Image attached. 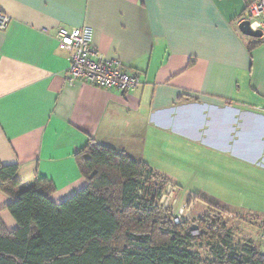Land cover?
Instances as JSON below:
<instances>
[{
  "label": "crops",
  "instance_id": "0c3cea01",
  "mask_svg": "<svg viewBox=\"0 0 264 264\" xmlns=\"http://www.w3.org/2000/svg\"><path fill=\"white\" fill-rule=\"evenodd\" d=\"M252 1L0 0L10 17L0 30V163L18 164L24 184L51 180L62 201L85 185L74 155L94 138L154 168L201 155L228 163L238 189L259 198L264 42L250 51L254 37L239 28ZM61 26L92 27L94 46L140 84L70 82ZM9 201L0 188V219L12 229Z\"/></svg>",
  "mask_w": 264,
  "mask_h": 264
},
{
  "label": "trees",
  "instance_id": "16d2710c",
  "mask_svg": "<svg viewBox=\"0 0 264 264\" xmlns=\"http://www.w3.org/2000/svg\"><path fill=\"white\" fill-rule=\"evenodd\" d=\"M262 42L254 38L249 50ZM74 156L85 185L62 201L51 180L24 184L18 164L0 163L16 223L8 229L0 219V264H264L263 251L236 239L218 203L199 216L198 234L192 221L176 223L159 199L177 184L147 162L94 138Z\"/></svg>",
  "mask_w": 264,
  "mask_h": 264
},
{
  "label": "rangeland",
  "instance_id": "374dc122",
  "mask_svg": "<svg viewBox=\"0 0 264 264\" xmlns=\"http://www.w3.org/2000/svg\"><path fill=\"white\" fill-rule=\"evenodd\" d=\"M186 150L181 147L179 152L187 155ZM184 161L163 160L155 168L177 184L171 210L178 213L180 207L184 206L183 221H192L189 227L193 234H198L199 216L208 211V203H218L228 211L225 219L236 234V239L248 240L264 252V189H256L260 193L259 198L252 195L251 188L247 193L239 190L234 182L237 167H231L228 163L224 165L205 155ZM186 163L188 164L185 165ZM251 202L255 206V213H250L245 205H251Z\"/></svg>",
  "mask_w": 264,
  "mask_h": 264
},
{
  "label": "built area",
  "instance_id": "2783aa9c",
  "mask_svg": "<svg viewBox=\"0 0 264 264\" xmlns=\"http://www.w3.org/2000/svg\"><path fill=\"white\" fill-rule=\"evenodd\" d=\"M264 13V0L253 1L244 14L243 20H250L253 29H262L259 16ZM10 23V17L0 8V30H4ZM61 46L70 54V66L67 79L70 82L81 81L96 85L106 90L128 92L140 84V77L136 73L128 72L120 58H109L103 55L93 44L94 29L90 26L66 27L61 26L56 33ZM176 185H167L159 199L162 208H172L176 195ZM185 207L176 213L175 222L183 219Z\"/></svg>",
  "mask_w": 264,
  "mask_h": 264
},
{
  "label": "water",
  "instance_id": "95a60500",
  "mask_svg": "<svg viewBox=\"0 0 264 264\" xmlns=\"http://www.w3.org/2000/svg\"><path fill=\"white\" fill-rule=\"evenodd\" d=\"M239 28L247 36L254 37V38H261L263 37V30L261 28L253 29L250 23V20H242L239 24Z\"/></svg>",
  "mask_w": 264,
  "mask_h": 264
}]
</instances>
